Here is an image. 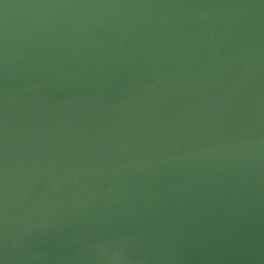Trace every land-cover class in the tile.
Listing matches in <instances>:
<instances>
[{
	"label": "water",
	"instance_id": "water-1",
	"mask_svg": "<svg viewBox=\"0 0 264 264\" xmlns=\"http://www.w3.org/2000/svg\"><path fill=\"white\" fill-rule=\"evenodd\" d=\"M0 264H264V0H0Z\"/></svg>",
	"mask_w": 264,
	"mask_h": 264
}]
</instances>
